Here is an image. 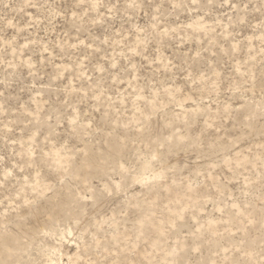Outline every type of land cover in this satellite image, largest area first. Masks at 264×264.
<instances>
[{"label": "rangeland", "instance_id": "obj_1", "mask_svg": "<svg viewBox=\"0 0 264 264\" xmlns=\"http://www.w3.org/2000/svg\"><path fill=\"white\" fill-rule=\"evenodd\" d=\"M0 264H264V0H0Z\"/></svg>", "mask_w": 264, "mask_h": 264}]
</instances>
